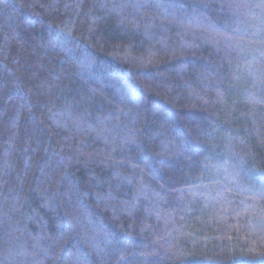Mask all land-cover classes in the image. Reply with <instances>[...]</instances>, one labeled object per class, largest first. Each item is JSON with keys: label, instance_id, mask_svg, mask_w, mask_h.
<instances>
[{"label": "trees", "instance_id": "trees-1", "mask_svg": "<svg viewBox=\"0 0 264 264\" xmlns=\"http://www.w3.org/2000/svg\"><path fill=\"white\" fill-rule=\"evenodd\" d=\"M0 264H264V0H0Z\"/></svg>", "mask_w": 264, "mask_h": 264}]
</instances>
